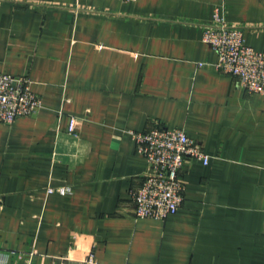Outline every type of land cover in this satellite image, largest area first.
I'll return each instance as SVG.
<instances>
[{
	"label": "crops",
	"instance_id": "crops-1",
	"mask_svg": "<svg viewBox=\"0 0 264 264\" xmlns=\"http://www.w3.org/2000/svg\"><path fill=\"white\" fill-rule=\"evenodd\" d=\"M216 16L264 52V0H0V73L42 100L0 123L9 264H264V97L216 70ZM156 126L211 157L164 220L131 198L150 170L133 133Z\"/></svg>",
	"mask_w": 264,
	"mask_h": 264
},
{
	"label": "built area",
	"instance_id": "built-area-1",
	"mask_svg": "<svg viewBox=\"0 0 264 264\" xmlns=\"http://www.w3.org/2000/svg\"><path fill=\"white\" fill-rule=\"evenodd\" d=\"M203 41L217 53L214 66L219 73L234 77L241 88L264 97V52L247 44L242 26L231 25L216 16L214 22L205 26ZM41 108L42 100L32 90L30 77L0 73V123L13 124ZM133 139L138 154L150 168L142 184L131 193L134 216L164 220L182 206L184 166L191 161L208 164L211 157L182 129L156 126L148 132L133 133ZM48 192L68 193L64 187H49ZM91 257L87 264L93 263ZM0 264H9L8 257L0 256Z\"/></svg>",
	"mask_w": 264,
	"mask_h": 264
}]
</instances>
